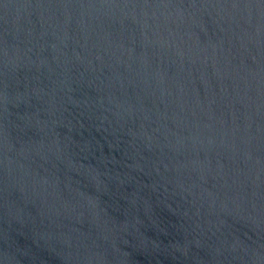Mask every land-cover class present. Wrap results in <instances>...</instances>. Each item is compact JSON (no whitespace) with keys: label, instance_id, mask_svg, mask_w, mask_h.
Here are the masks:
<instances>
[{"label":"water","instance_id":"1","mask_svg":"<svg viewBox=\"0 0 264 264\" xmlns=\"http://www.w3.org/2000/svg\"><path fill=\"white\" fill-rule=\"evenodd\" d=\"M0 264H264V0H0Z\"/></svg>","mask_w":264,"mask_h":264}]
</instances>
